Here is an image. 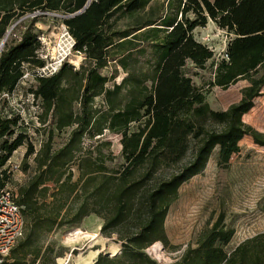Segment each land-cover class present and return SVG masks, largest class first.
Listing matches in <instances>:
<instances>
[{"label":"trees","instance_id":"1","mask_svg":"<svg viewBox=\"0 0 264 264\" xmlns=\"http://www.w3.org/2000/svg\"><path fill=\"white\" fill-rule=\"evenodd\" d=\"M86 1L0 0V40L16 17L33 11L68 15ZM152 1L90 0L82 12L61 18L73 50L84 58L77 68L62 62L52 72L31 75L36 83L28 92L39 99L38 119L46 123L37 150L26 133L15 132L19 114L0 115V167L22 144L21 170L29 168L31 156L34 163L33 173L12 192L22 207L25 237L94 214L102 220L101 233L115 234L121 248L113 256L99 253L92 264H264V230L226 250L233 229L222 213L174 262L157 263L143 252L155 241L166 245L167 210L179 186L205 167L214 148L217 163L225 165L243 136L264 146V133L242 119L264 84V0H166L163 11ZM36 20L31 17L19 38L0 50V95L15 90L24 64L44 66ZM209 20L230 35L226 58L215 61L213 51L193 35ZM113 60L111 77L102 75L99 69ZM208 60L205 89L184 68L189 62L205 69ZM117 66L125 76L108 84ZM239 79L248 81L239 99L212 109L209 87L226 88ZM54 129H68L56 148ZM105 131L119 135L121 161L112 166L107 162L115 156L102 150L103 142L84 143ZM34 249L36 257L39 248ZM27 253L2 264H25Z\"/></svg>","mask_w":264,"mask_h":264},{"label":"rangeland","instance_id":"2","mask_svg":"<svg viewBox=\"0 0 264 264\" xmlns=\"http://www.w3.org/2000/svg\"><path fill=\"white\" fill-rule=\"evenodd\" d=\"M151 5L159 6L160 11H163L166 8V0H153ZM33 16H37L33 30L41 44L38 56L44 60V65L51 71L57 69L62 62L77 68L84 56L70 48L72 37L68 34L60 13L33 11L12 19L7 28L11 32L6 41L15 42ZM188 16L191 17V13H188ZM193 34L198 41L206 44L213 51L215 61L220 59L221 52L230 37L209 21L205 28L196 27ZM75 59L77 64L72 61ZM115 65V60L110 61L105 67L100 68L99 72L111 77ZM205 66V69H196L188 62L184 70L194 84L203 85L206 89L208 87L205 82L211 78L209 60L206 61ZM38 72V67L24 64V76L15 90L0 95V115L6 116L10 112L19 114L20 123L15 132L26 133L35 150L46 138L42 128L46 123L41 124L38 119L41 112L40 101L34 99L28 92V89L36 83L31 75ZM123 76L125 73L117 66L116 74L108 84L119 82ZM246 85H248L246 79H239L226 88L209 87L206 100L212 109H224L239 99L240 89ZM261 92L254 98L253 106L242 115V119L257 131L264 133V84ZM67 131L68 129L62 131L54 129L53 148L59 147L65 141ZM94 138L96 139H86L85 145L91 142L93 145L103 142L102 150H110L115 156L112 162H107L109 166L121 161L118 134L105 131L99 138L97 136ZM1 142L2 138L0 144ZM239 147V151L232 154L225 165L217 163V148H214L205 167L179 186L177 196L170 204L164 219L167 243L164 246L160 241H155L145 248L143 252L150 258L157 263L174 262L188 245L195 246L200 232L209 227L219 213L223 214V223L233 229V234L225 245L226 250L264 230V146L255 144L251 137L246 135L239 141ZM25 150V144L18 146L0 167V180L3 179L2 170L7 174L0 189L5 188L15 192L17 186L33 173L32 156L28 160L29 168L26 171L21 170ZM76 176L77 171L73 168V179ZM101 223L100 218L91 214L83 217L78 223L65 224L49 231H45L44 227L38 228L30 239H26V231L23 230V235L13 246L14 251L10 250L6 257L10 261L13 256H20L22 250H26L28 253L25 264L52 262L53 264H88L94 262L99 253L113 256L120 251V242L115 234L103 235L100 231ZM72 232H76L77 236L74 237ZM37 247L39 253L34 257L32 252Z\"/></svg>","mask_w":264,"mask_h":264},{"label":"built area","instance_id":"3","mask_svg":"<svg viewBox=\"0 0 264 264\" xmlns=\"http://www.w3.org/2000/svg\"><path fill=\"white\" fill-rule=\"evenodd\" d=\"M205 26L201 28H205ZM73 44L74 40L71 38L70 48H73ZM225 48L221 52L220 58L227 57ZM49 72L52 71L48 66L44 65L42 68H39V73L44 74ZM23 230L24 218L22 215V207L14 201L12 191L5 188L0 189V264L4 262L8 252L23 235Z\"/></svg>","mask_w":264,"mask_h":264},{"label":"bare ground","instance_id":"4","mask_svg":"<svg viewBox=\"0 0 264 264\" xmlns=\"http://www.w3.org/2000/svg\"><path fill=\"white\" fill-rule=\"evenodd\" d=\"M10 32H11V30H7L6 32H5V34L3 35V37L1 38V40H0V50L3 48V46H4V44H5V42H6V40L8 39V36L10 35ZM53 49H55V47H53ZM75 64H77V60L75 59V60H72ZM74 237H76L77 236V233L76 232H72L71 233ZM68 236V235H67ZM157 249V248H156Z\"/></svg>","mask_w":264,"mask_h":264},{"label":"water","instance_id":"5","mask_svg":"<svg viewBox=\"0 0 264 264\" xmlns=\"http://www.w3.org/2000/svg\"><path fill=\"white\" fill-rule=\"evenodd\" d=\"M89 2H90V0H87V1L85 2V4L83 5L82 8H80L79 10H77V11L71 13V14L63 15L62 17H69V16H73V15H76V14L82 12V11L87 7V5L89 4Z\"/></svg>","mask_w":264,"mask_h":264},{"label":"crops","instance_id":"6","mask_svg":"<svg viewBox=\"0 0 264 264\" xmlns=\"http://www.w3.org/2000/svg\"><path fill=\"white\" fill-rule=\"evenodd\" d=\"M209 22H211L212 24H214L211 20H209ZM215 25V24H214ZM194 35V34H193ZM98 255V254H97ZM97 256L95 257L94 261L96 260ZM93 261L91 263H88V264H92Z\"/></svg>","mask_w":264,"mask_h":264}]
</instances>
